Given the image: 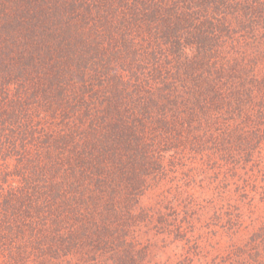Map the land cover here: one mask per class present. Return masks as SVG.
<instances>
[{
  "label": "trees",
  "instance_id": "trees-1",
  "mask_svg": "<svg viewBox=\"0 0 264 264\" xmlns=\"http://www.w3.org/2000/svg\"><path fill=\"white\" fill-rule=\"evenodd\" d=\"M258 153L264 0H0V264H264Z\"/></svg>",
  "mask_w": 264,
  "mask_h": 264
},
{
  "label": "rangeland",
  "instance_id": "rangeland-1",
  "mask_svg": "<svg viewBox=\"0 0 264 264\" xmlns=\"http://www.w3.org/2000/svg\"><path fill=\"white\" fill-rule=\"evenodd\" d=\"M259 156V153L257 154V157ZM257 159H259L260 162L257 160L255 162H245L243 163H237L232 165L229 169H227L225 176H221L218 178V175L211 172L207 176H205L204 184L200 186L195 187V192L202 196L203 202L206 203L211 199V194L208 195L207 192H215V198H217L219 204H220V192L226 194L229 192V196L235 198L236 200H233V204H237L240 202L241 209L244 211L249 210L248 214H246L245 223H251V216L253 215V211H257L253 216H256L259 218L260 211H264V197L262 194V187H264V154L262 156L260 155ZM227 176V178H226ZM242 186H247L248 194L245 197H242V194L244 193V190L242 189ZM213 188V190H212ZM258 188V189H257ZM210 189V191H209ZM257 190V191H255ZM254 196V198H252ZM252 199L254 204L256 203L259 205L260 210H254V206L252 204ZM222 201V202H226ZM224 208L226 207V204H224ZM234 207V206H233ZM226 209V208H225ZM213 212H211L212 214ZM211 216V215H210ZM214 219V218H213ZM210 226L213 225L212 221ZM204 227L207 223V220L202 221ZM239 238H244L243 234L239 233ZM223 240H227L226 236H222ZM169 250V251H168ZM165 250L164 254L162 255L161 252L158 255V259H160L162 262L166 261L169 257V254H171V247ZM175 260H172L171 263L175 262ZM166 264V263H164ZM168 264V263H167Z\"/></svg>",
  "mask_w": 264,
  "mask_h": 264
}]
</instances>
